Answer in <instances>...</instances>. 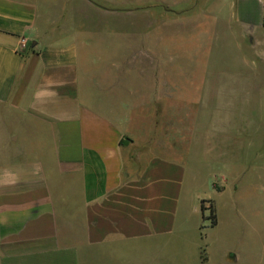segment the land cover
<instances>
[{
  "label": "crops",
  "instance_id": "0c3cea01",
  "mask_svg": "<svg viewBox=\"0 0 264 264\" xmlns=\"http://www.w3.org/2000/svg\"><path fill=\"white\" fill-rule=\"evenodd\" d=\"M98 2L0 0V264H167L189 219L190 171L198 174L229 142L226 127L222 137L211 128L202 135L195 123L187 134L169 115L189 98L168 76L199 68L193 51L175 50L206 42L199 32L208 30L236 50L240 70H218L215 58L226 66L227 57L208 49L205 70L214 77L198 89L264 90V0H207L159 18L129 12L144 17L137 33L103 20L119 13ZM22 38L29 47L19 53ZM253 71L259 83L249 82ZM260 176L241 175L238 193L240 202L257 197L264 210Z\"/></svg>",
  "mask_w": 264,
  "mask_h": 264
},
{
  "label": "rangeland",
  "instance_id": "374dc122",
  "mask_svg": "<svg viewBox=\"0 0 264 264\" xmlns=\"http://www.w3.org/2000/svg\"><path fill=\"white\" fill-rule=\"evenodd\" d=\"M99 1L98 3L103 7H115V11L119 13L115 15L104 13L101 15L103 20H118L121 25L135 26L137 33L142 29L141 24H143L144 17L131 16L128 15L129 12L151 10V14H156L159 18L160 14L167 10L175 13L192 12L197 5L207 0H113L112 3L111 0ZM233 22L235 21L233 20ZM190 29L184 30L183 34H190L188 31ZM232 29H237V26L232 25ZM177 30L178 28L175 27L164 29L167 33ZM245 30L243 29V31ZM220 32L221 30L217 28L213 34L216 33L218 36ZM199 33L208 36L206 42L194 41L187 44L185 48L180 47L175 50L177 53L193 51L195 62L199 68L194 73L168 76L169 82H175L184 87V95L189 98V101H185L177 113L169 112V115L177 117V125L187 134L192 132L195 123L196 131L202 135L208 128H211L222 137L220 129L222 126L226 127L224 136L229 138V142L225 146L226 153L220 154L217 150L213 160L208 162V166L199 167L198 174L190 171L184 192L189 219L181 235V240L178 239L174 244L169 245L167 264H262V261L259 260L261 257L264 258L263 202L259 201L257 197L240 202L238 187L242 184L241 175L242 180L247 178L255 181L261 177L260 175L264 171V90L232 89L215 92L199 90L198 88L204 81L214 77V74H208L205 70L209 59L208 49H210V53L214 49L217 55L221 53L227 57L226 66L225 62H223L224 65L220 64L219 56L215 58L214 66L218 70L228 69L233 74H236L237 69L240 70V65H235L238 59L234 48L229 51L230 49L220 43L216 35L214 40V35L211 37L208 30ZM246 33V31L243 32V36L248 38ZM194 34H197L196 31ZM197 47H199V51ZM211 59L210 66L213 65ZM181 62L184 61L181 60ZM216 68H214L215 72H218ZM247 77H249V82L259 83V80L255 78L254 71ZM208 98L215 100V105H196L197 99L206 100ZM222 98L232 100L233 103L217 106ZM241 98L248 99L246 107L240 106ZM242 115L247 119L243 120ZM243 121H248L247 131H244L245 123L242 127L241 122ZM213 123H217V125L214 126ZM240 143L243 152L239 154ZM221 147L223 150L224 145L221 144ZM225 154L231 157V160L227 161ZM204 158L205 156L200 154V162L207 163ZM227 164L231 166H227ZM190 169L192 170V167ZM243 171H245V175ZM212 183L222 185L225 187V191L217 192L219 188L215 185V189H213ZM235 186H237L236 190ZM202 199H210L207 201H210L211 206L215 209V226H211L210 220L207 219L210 211H201ZM209 204L208 202L204 203V207L208 208ZM241 213L244 214V217H241ZM204 255L206 261L201 263V258Z\"/></svg>",
  "mask_w": 264,
  "mask_h": 264
},
{
  "label": "trees",
  "instance_id": "16d2710c",
  "mask_svg": "<svg viewBox=\"0 0 264 264\" xmlns=\"http://www.w3.org/2000/svg\"><path fill=\"white\" fill-rule=\"evenodd\" d=\"M206 202L210 203L208 208L204 207V203H206ZM200 208H201V211H204V210H209L210 211V215H209V217L207 219L210 220L211 226H215L216 225V215H215L214 207L211 206V202L207 201V200H202Z\"/></svg>",
  "mask_w": 264,
  "mask_h": 264
},
{
  "label": "built area",
  "instance_id": "2783aa9c",
  "mask_svg": "<svg viewBox=\"0 0 264 264\" xmlns=\"http://www.w3.org/2000/svg\"><path fill=\"white\" fill-rule=\"evenodd\" d=\"M29 47V43L25 38H22L19 42V53L24 52Z\"/></svg>",
  "mask_w": 264,
  "mask_h": 264
}]
</instances>
